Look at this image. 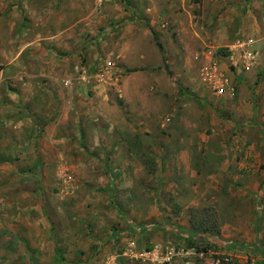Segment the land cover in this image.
I'll return each mask as SVG.
<instances>
[{
  "label": "rangeland",
  "instance_id": "rangeland-1",
  "mask_svg": "<svg viewBox=\"0 0 264 264\" xmlns=\"http://www.w3.org/2000/svg\"><path fill=\"white\" fill-rule=\"evenodd\" d=\"M253 2L0 0V264H264V58L232 99L198 58Z\"/></svg>",
  "mask_w": 264,
  "mask_h": 264
},
{
  "label": "crops",
  "instance_id": "crops-1",
  "mask_svg": "<svg viewBox=\"0 0 264 264\" xmlns=\"http://www.w3.org/2000/svg\"><path fill=\"white\" fill-rule=\"evenodd\" d=\"M257 13L259 15H257ZM257 15V16H256ZM259 16V17H258ZM247 17V24L245 25V27L240 28L237 30V32H240V35L242 39L239 38V40L237 42H234L231 45L227 46V50L231 53L230 56H228L227 58H229L228 61V65L230 66L228 68V65H226L224 60V57L221 55V46L224 39V30L223 28H221V26L219 28H217L214 32H212L214 34V39H213V43L212 45H207L204 48V52L199 55L198 54V58L201 56L202 58L201 60V65L203 66H208L211 65V63L217 62V66L215 68V73L216 76H219V74H223V69L227 70L228 74H233V72H235L236 74H249L250 72H252L258 65H261V59L264 58V3L263 6L260 3H252V7L251 9L248 10V13L246 15ZM43 26H45L46 22H42ZM236 32V30H235ZM246 34V36H245ZM248 39H254L255 44L253 45L252 48H247L248 50L252 51V52H256L255 55H253V66L249 67L246 69V66L244 65L243 61H244V54L245 51H247V49L243 48L242 46L239 47L238 42L242 41V42H246ZM227 41V39L225 40ZM37 43L34 42V45H36ZM30 46V45H29ZM28 46V48H29ZM24 53V49H20V52H13L12 53V58H16L18 59L21 54ZM33 53V52H32ZM220 54V55H219ZM166 56V55H165ZM167 58V56H166ZM226 58V59H227ZM168 61V58H167ZM169 63V62H168ZM221 63V64H219ZM234 75H230L229 76V81L231 83L232 80L231 78H233ZM32 81L35 83H41V78L40 75H32ZM106 85H104L102 87V89H100V91H103V89L105 88ZM99 87V86H97ZM39 90L35 92V94H33L32 96V100H35L36 98H38L40 95V92H42V90L44 91V89H42L40 86L37 87ZM204 88V92H206V94H209L212 90L210 89L211 86H206L203 85ZM234 95V93H233ZM225 97V99H232V97L230 95H223ZM40 105H43L42 101H39ZM84 107H80V110H82ZM104 108H107L106 105H104ZM110 117L112 119H114L115 117H113L114 115L117 114V110L115 108L110 109L109 111ZM40 115V114H38ZM117 234H115L116 236ZM114 236V233L112 234L113 239L118 238V236L116 238ZM202 236H200L201 238ZM126 240V237H122V243ZM4 241V240H3ZM154 241V240H152ZM7 241L2 243V246H6L7 250L10 249L12 251H15V246L14 245H7L6 244ZM155 243H158V241H156ZM138 248L135 247V244L131 243L130 244V250H125L123 252V256L126 257H130V258H136L139 259V264H198V260H196V257L198 255H204L205 253H199V252H190L188 251L186 253V255L180 258L175 259L173 262L170 263L171 257H169L168 253L164 254L159 253L155 248L152 251H142L139 250V247L142 248L140 245L137 246ZM156 247V246H155ZM4 248V247H3ZM6 251V250H5ZM176 256V255H174ZM172 256V258L174 257ZM201 257V256H199ZM183 258V259H182ZM29 259V256H28ZM168 262V263H165ZM29 263V260H28ZM200 264V263H199Z\"/></svg>",
  "mask_w": 264,
  "mask_h": 264
},
{
  "label": "built area",
  "instance_id": "built-area-1",
  "mask_svg": "<svg viewBox=\"0 0 264 264\" xmlns=\"http://www.w3.org/2000/svg\"><path fill=\"white\" fill-rule=\"evenodd\" d=\"M255 44L254 39H248L246 42L239 41L238 45L239 47H243L245 49L252 48ZM256 52H252L247 49L244 54V65L246 66V69L253 66V55H255ZM217 66V62L211 63V65L202 67L201 71V78L203 83L206 86H211V90L216 93L219 96L223 95H230L233 96V90L230 88V81L227 76L223 74H219V76H216L215 68ZM174 254L173 251L169 252V257H172Z\"/></svg>",
  "mask_w": 264,
  "mask_h": 264
},
{
  "label": "trees",
  "instance_id": "trees-1",
  "mask_svg": "<svg viewBox=\"0 0 264 264\" xmlns=\"http://www.w3.org/2000/svg\"><path fill=\"white\" fill-rule=\"evenodd\" d=\"M198 2H201V0H197ZM153 35H154V41H155V44L157 46V48L160 50L161 54H162V58H163V61H164V64H165V67L168 68V61H167V58L164 54V47L163 45L161 44V42L159 41L158 39V35L157 33L153 32ZM203 224H204V228H203ZM209 224V223H208ZM194 228L196 229V231H201V232H205V233H209V232H212L214 233L211 229H214L213 226H211L210 224L207 225V223L205 221H202V224L200 226H194Z\"/></svg>",
  "mask_w": 264,
  "mask_h": 264
}]
</instances>
